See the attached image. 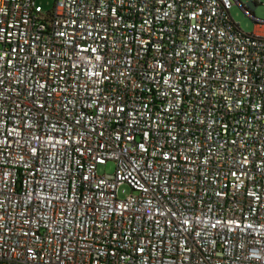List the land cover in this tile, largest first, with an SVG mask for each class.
<instances>
[{
  "label": "built area",
  "instance_id": "obj_1",
  "mask_svg": "<svg viewBox=\"0 0 264 264\" xmlns=\"http://www.w3.org/2000/svg\"><path fill=\"white\" fill-rule=\"evenodd\" d=\"M235 4L0 0V264H264V21Z\"/></svg>",
  "mask_w": 264,
  "mask_h": 264
},
{
  "label": "rangeland",
  "instance_id": "obj_2",
  "mask_svg": "<svg viewBox=\"0 0 264 264\" xmlns=\"http://www.w3.org/2000/svg\"><path fill=\"white\" fill-rule=\"evenodd\" d=\"M56 0H35V11L38 15L45 14L52 10ZM242 5L247 6V13L254 16L258 21H264V0H260L257 7L253 8L248 6L249 0H238ZM230 16L232 20L239 25V29L244 33H252L256 20L249 18L242 11L238 5H233L230 10ZM115 171V165L113 162H108L105 166H99L97 168L98 175L110 174ZM131 193L130 188L126 184H122L118 188V197L125 199Z\"/></svg>",
  "mask_w": 264,
  "mask_h": 264
},
{
  "label": "water",
  "instance_id": "obj_3",
  "mask_svg": "<svg viewBox=\"0 0 264 264\" xmlns=\"http://www.w3.org/2000/svg\"><path fill=\"white\" fill-rule=\"evenodd\" d=\"M235 5H238V4H235ZM244 12V11H243ZM245 13V12H244ZM246 14V16H248L249 18H253V19H255L254 18V16H252V15H248L247 13H245Z\"/></svg>",
  "mask_w": 264,
  "mask_h": 264
},
{
  "label": "trees",
  "instance_id": "obj_4",
  "mask_svg": "<svg viewBox=\"0 0 264 264\" xmlns=\"http://www.w3.org/2000/svg\"><path fill=\"white\" fill-rule=\"evenodd\" d=\"M255 7H257V5H254V8H255ZM50 12H51V10H50L49 12H46L45 14H46V15H49Z\"/></svg>",
  "mask_w": 264,
  "mask_h": 264
},
{
  "label": "crops",
  "instance_id": "obj_5",
  "mask_svg": "<svg viewBox=\"0 0 264 264\" xmlns=\"http://www.w3.org/2000/svg\"><path fill=\"white\" fill-rule=\"evenodd\" d=\"M252 19H253V18H252ZM254 29H255V28H254ZM254 29H253V31H254ZM253 31H252V32H253Z\"/></svg>",
  "mask_w": 264,
  "mask_h": 264
},
{
  "label": "clouds",
  "instance_id": "obj_6",
  "mask_svg": "<svg viewBox=\"0 0 264 264\" xmlns=\"http://www.w3.org/2000/svg\"><path fill=\"white\" fill-rule=\"evenodd\" d=\"M253 16V15H252ZM253 20H255V19H253Z\"/></svg>",
  "mask_w": 264,
  "mask_h": 264
}]
</instances>
